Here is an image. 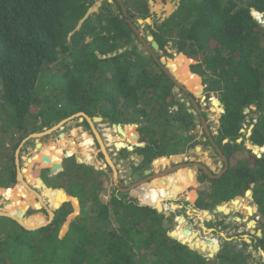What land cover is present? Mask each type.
<instances>
[{
    "label": "trees",
    "instance_id": "16d2710c",
    "mask_svg": "<svg viewBox=\"0 0 264 264\" xmlns=\"http://www.w3.org/2000/svg\"><path fill=\"white\" fill-rule=\"evenodd\" d=\"M122 1L132 17H148L150 0ZM96 2L0 0V188L13 214L31 216L25 219L29 226L49 223L42 204L23 186L15 188L17 151L31 135L85 113L130 128L136 142L133 151H119L142 159L133 167L136 171L215 142L229 167L219 179L200 171L196 207L213 210L252 191L247 197L253 196L264 216V153L257 157L244 142L264 151V23L258 18H264V0H181L176 11L151 30L161 51L171 43L180 54L168 64L174 76L196 95L203 91L201 76L223 106L217 134L213 137L210 131L209 136L203 128L204 142L194 130L195 116L205 114L190 101L194 115L176 97V85L162 67L138 50L140 41L119 2L103 0L100 10L91 14ZM192 59L197 62L193 73L188 68ZM84 123L88 126L85 119ZM66 154L40 163L29 175L31 181L40 177L47 184L42 171L66 159L62 172L48 176L55 183L49 181V186L59 192L55 208L66 202L50 224L34 231L0 217V264H264L247 252L245 240L241 242L246 251L226 242L208 259L180 242H186L184 229L173 233L180 241L170 237L163 227L164 214L150 207L155 204L162 211L161 201L172 199L160 194L162 179L144 184L133 197L113 186L105 203L100 194L113 184L111 172L80 164ZM191 174L175 173L177 183L171 191L181 194L194 188ZM192 178L194 183L189 182ZM195 239L186 243L211 254L218 249ZM252 244L264 254V225L262 236L254 237Z\"/></svg>",
    "mask_w": 264,
    "mask_h": 264
},
{
    "label": "rangeland",
    "instance_id": "374dc122",
    "mask_svg": "<svg viewBox=\"0 0 264 264\" xmlns=\"http://www.w3.org/2000/svg\"><path fill=\"white\" fill-rule=\"evenodd\" d=\"M109 1L111 2L112 0H109ZM180 1L181 0H170L166 3H164V2H162V0H153V1L150 0L148 3V10H149L148 17H145V18L133 17L134 24L136 25L139 32L142 33L143 39L145 40V42H147V45L149 47H152L151 46L152 42L148 41L147 37L153 36L152 31H151L153 29V26L156 23L160 24L164 20L169 18L178 8ZM96 3L97 4L90 11L91 14L95 11L100 10V7L103 6V0H97ZM131 16H133V15H131ZM258 18H259L260 22L264 23V18H262V16L259 15ZM154 41H155V39H154ZM136 45L138 47V50L142 54H144L145 56L150 55L149 51L146 49V47L144 46V44L141 41L139 43L136 42ZM165 51L166 52L161 51L159 49L158 51H155V55L159 59L165 60L166 68L168 69L171 76H173L180 84L183 85V87H185L188 90L186 85L184 83H182L181 81H179L178 78L174 76V74L172 73V71L170 70L169 65H168L170 60H173L175 58H176V60H179L178 56L180 54L176 53V51L172 48L171 43H169L166 46ZM168 55H172L173 57L171 58ZM196 64H197V62L195 60H193V63L188 65L189 71L191 73H193L192 67H194V65H196ZM199 77H200V84L203 87L202 93L200 95H196L194 92H192L190 90H188V92L192 97H194L195 104L198 106L201 113L205 114V116H203V117L205 118L206 124L210 128L212 136L214 137L217 134V129L219 128V119H220L221 113L223 112V106H222L221 102L219 101L217 94L214 92L207 91V86L204 85L203 78L201 76H199ZM176 97L182 103H184L185 106L188 107L190 109V111L194 113V115H196L193 108L191 107V102H190L191 100L189 99L188 95H186V93L179 91V92H177ZM195 118H196V122H197V127L194 130V132L196 133L198 140L204 142L205 138L203 137V134H202L204 127L200 125L201 117L199 115H196ZM55 126H57V125H55ZM94 127H95L97 133L99 134V136L101 138L103 147L105 148L108 156L110 157L111 161L113 162L114 166L116 167V170L118 173V179H119V181H121V183L123 182L122 184L124 185V187H122L123 189H129V188L135 186V188H136L135 190L139 192L140 189L142 188L141 187L142 184H138V181L136 180V178H134L132 173H135L134 175H136L137 177H140L141 179H146L147 176L145 175V172L147 170H150L152 178H150L149 180H146L147 184H152L156 178L162 179L161 182H158V184L160 186L164 187L162 189H159L160 194L162 196H169L172 198L174 197L172 200L166 199L167 201H165V200L161 201L163 209L160 213H163L164 211L169 213V217H167L165 219L171 225L167 229V230H169V235L172 232H174L177 227L182 226L184 229H188V228L190 229V231H188V232L185 231V234H184V238H185L186 242H189L192 239L197 238L196 236H198L202 241H208L210 239H216L218 241V244H214L211 242L209 243L213 247L219 248V245H220L223 248V246H225L226 242H230L229 244L231 247L236 246V249H240L242 251H246L242 245V242H241L242 240H245L248 244L247 252H251L252 255L254 256V258L257 259L258 262H260V263L264 262V254L262 253V251H259V253H257L256 250H254V247L252 244V239L254 237H261L262 236V229H263V225H264V223H262L261 221H260L261 225L257 224L258 220L256 219V215H255L257 205L254 203L253 198L250 199L247 196L238 197V199L244 201L243 202L244 204L249 205V207H247L246 210H244L242 207H240L236 212H233V213L221 212V213L213 214L212 210L203 211V210L198 209L196 207V203L193 206V208L190 207V204H189L190 201L193 202L195 199L194 198L195 197L194 192L191 194L190 198L188 199L189 200V203H188L181 198L182 196H180V198L175 200L177 198V196L179 195V193L172 192L173 189L171 191V188H169L174 183H177V181H175L176 178L174 179V177H176V175L172 174V176H169V178L167 177V175H170V173H172V172H170L171 170L173 171L172 168L179 167L180 165L182 166V165H186L188 163L189 164L190 163L191 164L200 163V164H203L204 166H206L210 171H212V173L214 175L220 174L224 169V163H223L221 157L214 151L213 146L198 145L197 147L201 148L200 151L197 150V147H196L194 150L189 151L185 155L177 156V158H175L174 161H173V159L172 160L169 159L168 162L159 165V167H155L154 164H151L147 168L136 171L133 169V167L136 165H139L141 163L140 157L134 153H131L130 155H127L125 157V155H122L121 152L119 150H117L115 147L116 146L115 143L121 142V141L127 142V138H130V136L127 134V137H122L116 131L115 127H113V125H110L104 119L101 122H96L94 124ZM251 129L252 128L250 127L249 130H246L247 131L246 133H248V136H246V138L249 137ZM107 130L109 131V134L112 137V141H109V139L107 137V133H108ZM135 131L137 133H139L137 128H135ZM83 133H87L88 135H90L94 141V145H93L92 152H91V154L93 156L92 162H88V163L84 162V164L89 165V166H94L96 169H98L100 171H104L106 173L111 172L112 179L114 180L113 171L111 170L110 166L108 165L107 161L105 160L101 146H100L99 142L97 141L90 125L88 124V126H86L84 123V120L80 119L79 117L68 121L63 126L58 127L52 133H46V135L31 138L27 142H23L21 145L22 149L19 150L21 147L18 149L20 152L19 153V160H20L21 170L26 169L32 173L38 168L40 163H37L35 165H30V164H28V159L38 158V157H40L42 159L45 158V156H44L45 153H44L43 147L42 148L40 147L38 149V147H37L38 144H42V146H49L50 144L56 145L59 142L61 135L63 134V135H65L66 139H73L77 145H80L82 143ZM118 136L120 138H117ZM240 140H241V142L243 141L242 139H240ZM1 142L2 141H0V144H2ZM244 142H245V146L247 149H249L248 147H251L253 149L256 148V146H253L252 144H250L247 139L246 140L244 139ZM126 144H127V146H129L128 142ZM257 148H258V152H256V153L262 155L264 153V151H262L263 148H259V147H257ZM66 150L68 151L69 149H61L60 151L64 152ZM252 152H255V150L254 151L252 150ZM243 155L244 154L239 155L238 160H241ZM54 157H55V159H60V156L58 157V155L56 153H53V158H48V161H51V159H54ZM70 157H75V159L77 158V156L73 155V154ZM173 157H176V156H173ZM179 157H180V159H179ZM76 162H77V159H76ZM41 163H44V160H42ZM53 165H54V163L51 162L50 164L47 165L49 168L46 169V172L42 171V175L46 176V178H47V179L45 178V182L48 185H50L49 181L52 184L54 183L53 180L48 181V179H49L48 176L51 175L50 169ZM59 166H61V165H59ZM190 168H192L195 171V173H197L196 174L197 178H195L196 186L194 188L197 189V191L199 192L201 184L198 182V176L200 175V171H198V169H195L194 167H190ZM130 170H131V173H130ZM133 170H134V172H133ZM191 175H192V177H194V174H191ZM119 176H120V178H119ZM163 176H166V177H163ZM25 177L26 178H24V179H25V182L27 183L28 187L39 193L42 202L40 199H38L37 197H35L31 193V195L34 197V200L41 203L42 208L48 207V209L54 211L53 207H55V203H56L55 197L56 196L53 194H52V196H49L47 191L44 190L41 185L36 183L37 181L35 178L32 179V181H31V177H29V175L25 174ZM189 182L194 183V178H192V180ZM19 185L20 184L18 183L15 186V188ZM113 186H114V184L109 183L107 186V190H105V192L103 194L102 193L100 194L101 199L105 203L108 202L110 199V195L113 192ZM1 190H2V188H0V213H3V214L13 213L14 210L10 207L9 208L7 207V205L10 202L8 200H6L5 196L1 193ZM133 192L134 191L130 190L127 193H130L131 197H133ZM135 198L138 199V201L141 204H144L141 201L140 196H137ZM226 204L229 207L233 206L231 201L226 202ZM179 205L181 206V209L177 208ZM220 205H222V204H220ZM151 207H153L154 209L157 210V207H155V204H154V206H151ZM205 212H208L211 215V218L208 215H205ZM246 213H248L250 216H247ZM229 216H231L233 218V221L227 222V219ZM260 216L261 215H259V217ZM30 217L25 216L22 220L28 219ZM236 218H240L241 221H236L235 220ZM180 219H183V223L181 225L179 222ZM219 219H222L221 224H220V222H216V223L213 222V220H219ZM209 220H210V222H209ZM252 221L256 222V225ZM254 225H255V227H254ZM219 227H220V229H219ZM222 234H224V236H222ZM174 239H177V238L174 237ZM202 255H204L208 259H213L217 255V253H214L213 257L209 256L208 251L203 253ZM250 264H254V262L251 261Z\"/></svg>",
    "mask_w": 264,
    "mask_h": 264
},
{
    "label": "water",
    "instance_id": "95a60500",
    "mask_svg": "<svg viewBox=\"0 0 264 264\" xmlns=\"http://www.w3.org/2000/svg\"><path fill=\"white\" fill-rule=\"evenodd\" d=\"M117 1L119 2L120 6H121V8H122L123 14H124V16H125V18H126V22L129 23V25L131 26L132 30L136 33L138 39L144 44V46H145L146 49L149 51V53H150V55L153 57V59H154V60H155V61H156L161 67H162V69L166 72V74H167V75L171 78V80L175 83V85H176V89H175V90H176L177 92H179V91L182 90L184 93H186V95H188L189 99L193 102V104L195 105V107L197 108V110L199 111V113H201L200 109H199L198 106L195 104L194 97H192V96L189 94L188 90H187L185 87H183L182 84H180V83H179V82H178L173 76H171V74L169 73L168 69L166 68V65H165L166 62H165V60H164V59H159V58L155 55V51H158V50H159V45L154 41L153 36H148V37H147V40L152 42V44H151L152 47H149V46L147 45V42H145V40L143 39L142 33L139 32V30L137 29L136 25L134 24V22H133V17H132L131 15H129L128 10H127V8L125 7L123 1H122V0H117ZM77 117H79V118L82 119V120L85 119V120L87 121V123L90 125V127H91V129H92V131H93V133H94V135H95L97 141L99 142V144H100V146H101V149H102L103 155H104V157H105V160L107 161L108 165L110 166L111 170L113 171L114 183H115V185L117 186L118 191H120V192H122V193H127V192H129L130 190L135 191V189H136L135 186H134V187H131V188H129V189H123V188L120 186V181H119V179H118V173H117L116 167L114 166V164H113V162L111 161L110 157L108 156V154H107L105 148L103 147V144H102L101 138H100L99 134L97 133L95 127H94V124H95L96 122H101V121H103V118H100V117L90 118V117H89L88 115H86L85 113H79V114H77V115H75V116H72V117H70V118H68V119L63 120V121L60 122L57 126H55V127L51 128V129L47 130L46 132H43V133H40V134H33V135H31V136H30L26 141H24V142H27V141H28L29 139H31V138H35V137H39V136H42V135H46V133H52V132L55 131L58 127L63 126V125H64L65 123H67L68 121H70V120H72V119H75V118H77ZM201 123L203 124V127H204V129H205V131H206V134L209 135V136H211V134H210V128L207 126L206 121H205V118H204L203 116H201ZM113 127H117V129H118V131H119V133H120L121 135L124 134V132H123V127H125V126L119 124V125H113ZM62 135H63V134H62ZM62 135H61V136H62ZM137 138H138V137L135 136V139H137ZM239 142H241V140H239ZM41 145H42V144H38V145H37L38 149L41 147ZM115 147H116L117 150H121V149H124V148H128L130 151H133V146H132V145H131L130 147H123V148H121V149H118L117 145H116ZM213 147H214V151H216V152L218 153V155L221 157V159H222V161H223V163H224V169H223V171H222L220 174H218V175H214V174L212 173V171H210L206 166H204L203 164H200V163H195V164H191V163H190V164H187V165H188L189 167H197V169H198L199 171H202V172H203L205 175H207L210 179H219V178H220V177H221V176L227 171V169H228V167H229V162H228V159L226 158V156L224 155V153H223V152L217 147V145H216L215 142H213ZM248 148L254 151L253 148H251V147H248ZM256 148H257V146H256ZM21 149H22V147H21L19 150H21ZM200 149H201L200 147H197V150H200ZM19 150L17 151V155H16V166H17V179H18V183L21 185L22 183L25 184L26 182H25V179H24V176H23V173H24L25 169H22V170H21V168H20V160H19V153H20V152H19ZM253 153L256 154L257 157H261L260 154H257L256 152H253ZM29 160H30V159H29ZM44 160H46V161L48 162V159H44ZM140 161H142V159H140ZM66 163H67V160L64 159L63 162H62V165H61V166H59V165H53V166L51 167V169H50V171H51V176H52V177H53V176H56V175H58L60 172H62V171L64 170L65 166H66ZM79 163H80V164H84L83 161H80ZM170 172H173V171L171 170ZM130 173H131V170H130ZM196 174H197V173H195V176H196ZM145 175L147 176V177H146L147 179H141L140 177H136V180L138 181V184H146V183H147L146 180H149L150 178H152V177H151V171H150V170H147V171L145 172ZM154 177H155V176H154ZM29 192L32 193V194H33L35 197H37L38 199H40V195H39V193H38L37 191H35V190H33V189H29ZM248 193H251V194H252L251 191H247L246 194H245V196H248ZM64 194L67 195L66 193H64ZM73 200H76V199H75L74 197H70V200H69V201H73ZM237 201H238V198L231 200V203H233V202H237ZM64 202H66V201H64ZM64 202H63V203H64ZM63 203L60 205V207L63 205ZM77 203H78V201H77ZM142 205H146V204H142ZM233 205H234V204H233ZM147 206H148V205H147ZM225 206H227L226 203H224V204H222V205H218V206H216L215 209L212 210V213H213V214L221 213V212H222V209H224ZM60 207H59V208H60ZM150 207H151V206H150ZM59 208L54 209V211H53V210H50V209H48V208L46 207L45 209L47 210V212H48V214H49V216H50V221H49V223H47V224H45V225H43V226L37 227V228H29V227H27L26 224H25V222H24L23 220L19 219V217H14V216H12V215H10V214H3V213H0V217H7V218H10V219H12V220L18 222L21 226H23V227L26 228L27 230H32V231H34V230L40 229V228L45 227L46 225L50 224V223L52 222L54 216H55V212H56ZM257 209H258V206H257ZM157 210L159 211V209H157ZM258 210H259V209H258ZM159 212H161V211H159ZM233 212H235V211H233V209H231V213H233ZM205 213H207V215L211 218V215H210L208 212H205ZM163 214H164V216H165V219H166L167 217H169V213H168V212L164 211ZM261 216H262V215H261ZM232 220H233V218H232L231 216H229V217H228V221H232ZM235 220H236V221H241L240 218H236ZM253 223L256 224V222H253ZM170 226H171V225H170L166 220H164V226H163V227H164L165 229H168ZM254 227H255V225H254ZM185 231L188 232V231H190V229L188 228V230H185ZM173 233H174V232H172V233L169 235V236L172 237V238H174V237H173ZM191 233H192V232H191ZM196 234H197V233H196ZM196 237H197V238H196L195 240L198 241V240H199V237H198V236H196ZM177 240L180 241L179 239H177ZM180 242H182L183 244L188 245L192 250L196 251L199 255H202L203 253L207 252V251H205L203 248H199L197 245H194V243H190V244H189V243H186L185 241H180ZM221 248H222V247L219 245V248L217 249V251H216L215 253H218L219 251H221ZM202 249H203L204 251H203ZM229 251H232V250H229ZM213 255H214V254L209 253V256L213 257Z\"/></svg>",
    "mask_w": 264,
    "mask_h": 264
},
{
    "label": "bare ground",
    "instance_id": "6f19581e",
    "mask_svg": "<svg viewBox=\"0 0 264 264\" xmlns=\"http://www.w3.org/2000/svg\"><path fill=\"white\" fill-rule=\"evenodd\" d=\"M172 10V9H171ZM115 129H116V131L119 133V131H118V129H117V127H115ZM78 131V130H77ZM108 131V130H107ZM123 132H124V134L123 135H121L120 133V135L122 136V137H127V134L128 135H130V133H131V130H130V128L128 127V126H125V127H123ZM75 133V132H74ZM107 137H108V139H109V141H112V137H111V135L109 134V131H108V133H107ZM117 138H120L119 136L117 137ZM129 143V146H127V144L126 143ZM127 142H125V141H121V142H117V143H115V145H117V147H118V149H121V148H123V147H130L131 145L133 146V145H135L136 144V142L133 140V139H131V138H127ZM93 145H94V141H93V138L90 136V135H88L87 133H83V135H82V143L80 144V145H77L76 143H75V141L73 140V139H66V137H65V135H62L61 137H60V140H59V142L55 145V144H50L49 146H42L41 145V148L43 147V150H44V153H45V158L44 159H48V158H53V153H56L57 155H58V157L60 156V158L61 157H63V156H67V154H66V152H69V153H72L73 155H76L77 156V162L79 163L80 161H83V162H85V163H88V162H92V159H93V156H92V154H91V152H92V148H93ZM61 149H69L68 151L66 150V151H64V152H61L60 150ZM36 150V149H35ZM200 151V150H199ZM200 155V154H199ZM177 158V157H176ZM44 159H42V158H40V157H38V158H30V160L28 159V164H30V165H35V164H37V163H41V161L42 160H44ZM54 159H55V157H54ZM179 159H180V157H179ZM46 160H44V162H45ZM163 164V163H162ZM29 165V166H30ZM159 165H161V164H159ZM159 165H155V167H159ZM194 171V170H193ZM25 174H27V175H30L31 174V172H29V170H26L25 169V171H24V174H23V176H24V178H25ZM188 175V174H187ZM168 176V175H167ZM163 177H166V176H163ZM156 179H160V178H156ZM36 183H38L39 185H41L42 186V188L44 189V190H46L47 191V193H48V195L49 196H52V194L53 195H55L56 197H55V200H57V196H58V190L57 189H53V188H49L45 183H44V181L40 178V177H38V178H36ZM35 183V184H36ZM37 184V185H38ZM21 186H23L24 188H26L27 190H28V192H29V187H28V185H27V183H25V184H21ZM36 186V185H35ZM30 193V192H29ZM31 194V193H30ZM47 195V196H48ZM44 196V195H43ZM249 198L251 199L252 198V196H249ZM40 200H41V198H40ZM162 200V199H161ZM50 201V200H49ZM41 202H42V200H41ZM51 202V201H50ZM244 201L243 200H241L240 201V203H239V205L238 206H234L233 208H231V209H233V211H237L240 207H242L244 210H246V208L247 207H249V205H246V204H244L243 203ZM7 207L9 208H11L12 207V203L10 202L8 205H7ZM156 207V206H155ZM54 209H56L55 207H53ZM256 208V207H255ZM168 209V208H167ZM231 209H229V212H231ZM10 215H12V216H14V217H19L18 215H16V214H13V213H9ZM202 216V215H201ZM247 216H250L248 213H247ZM180 217V216H179ZM19 219H21L22 220V218L21 217H19ZM260 221L262 222V223H264V216H260ZM24 222H25V220H23ZM180 225L183 223V219H180ZM253 222V221H252ZM25 224H26V226L27 227H29V228H37V227H40V226H29L26 222H25ZM181 229H184L182 226H179V227H177L176 228V230L174 231V232H178V231H180ZM184 230H186V229H184ZM199 241V240H198ZM205 244H209L210 242L211 243H214V244H218V241L216 240V239H210V240H208V241H203Z\"/></svg>",
    "mask_w": 264,
    "mask_h": 264
},
{
    "label": "crops",
    "instance_id": "0c3cea01",
    "mask_svg": "<svg viewBox=\"0 0 264 264\" xmlns=\"http://www.w3.org/2000/svg\"><path fill=\"white\" fill-rule=\"evenodd\" d=\"M130 136V135H129ZM177 157V156H176ZM176 157H171L170 158V160H172L173 159V161L175 160V158ZM168 162V161H167ZM166 163V162H165ZM164 164V163H163ZM189 164V163H188ZM137 166V165H136ZM195 169H197V167H194ZM173 169V172L172 173H170V175H172V174H175V173H179L180 171H186V170H193L192 168H190L187 164L186 165H180L179 167H176V168H172ZM199 171V170H198ZM134 172V171H133ZM195 172V171H194ZM130 174V173H129ZM133 174V176H134V178H136L137 176L136 175H134L135 173H132ZM130 177V176H129ZM119 178H120V176H119ZM195 178H197V176L195 177ZM147 179V178H146ZM112 183L114 184V186L117 188V186L115 185V183H114V180H112ZM123 183V182H122ZM121 183V181H120V186L121 187H124V185ZM147 184V183H146ZM49 186V185H48ZM141 189L140 190H142L143 188H144V184H142L141 185ZM118 189V188H117ZM63 190V189H62ZM64 191V190H63ZM192 192H194V195H195V199H194V201L193 202H191L190 201V203H189V198H190V196H191V194H192ZM198 191H197V189H195V188H193L192 189V187H190L188 190H186V191H184L183 193H181V194H179L178 196H177V198L175 199V200H177L178 198H180V196H182L181 198L184 200V201H186V202H188L189 204H190V207H192L193 208V206L195 205V203H196V201H197V199H198ZM173 199V198H172ZM171 199V200H172ZM165 201H167V200H165ZM189 206V205H188ZM44 208V207H43ZM177 208H180L181 209V206L179 205ZM247 214V213H246ZM205 215H207L206 213H205ZM212 220V219H211ZM208 222V221H207ZM209 222H210V220H209ZM213 222H220V224H221V222H222V219H219V220H213ZM227 222H231V221H228V219H227ZM204 225V224H203ZM219 229H220V227H219ZM223 232V231H222ZM222 236H224V234H222Z\"/></svg>",
    "mask_w": 264,
    "mask_h": 264
},
{
    "label": "flooded vegetation",
    "instance_id": "af4514ba",
    "mask_svg": "<svg viewBox=\"0 0 264 264\" xmlns=\"http://www.w3.org/2000/svg\"><path fill=\"white\" fill-rule=\"evenodd\" d=\"M203 125V124H202ZM63 157H65V156H63ZM62 157V158H63ZM48 169V168H47ZM180 172H183V171H180ZM184 173V175L185 176H187V174H189V173H192V174H195V172L193 171V170H186V171H184L183 172ZM47 185V184H46ZM48 186V185H47ZM49 188H53V187H50L49 186ZM53 189H55V188H53ZM257 217H259V214L258 215H256V219H257ZM260 218V217H259ZM258 220V219H257ZM233 221V220H232ZM257 224H259V225H261V223H260V219L258 220V223ZM256 225V224H255Z\"/></svg>",
    "mask_w": 264,
    "mask_h": 264
},
{
    "label": "clouds",
    "instance_id": "9594fccd",
    "mask_svg": "<svg viewBox=\"0 0 264 264\" xmlns=\"http://www.w3.org/2000/svg\"><path fill=\"white\" fill-rule=\"evenodd\" d=\"M252 192V191H251ZM238 198V197H237ZM44 208H46V207H44ZM48 208V207H47ZM255 213H258L259 215H261L260 213H259V210L258 209H256V212Z\"/></svg>",
    "mask_w": 264,
    "mask_h": 264
},
{
    "label": "built area",
    "instance_id": "2783aa9c",
    "mask_svg": "<svg viewBox=\"0 0 264 264\" xmlns=\"http://www.w3.org/2000/svg\"><path fill=\"white\" fill-rule=\"evenodd\" d=\"M173 110H176V108H174ZM255 215H258V213H255ZM257 219L259 220V217H257Z\"/></svg>",
    "mask_w": 264,
    "mask_h": 264
}]
</instances>
